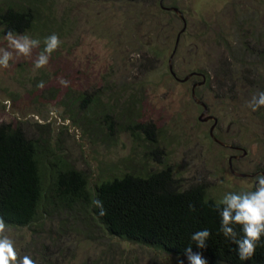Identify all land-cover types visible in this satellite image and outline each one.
I'll use <instances>...</instances> for the list:
<instances>
[{"label":"rangeland","instance_id":"1","mask_svg":"<svg viewBox=\"0 0 264 264\" xmlns=\"http://www.w3.org/2000/svg\"><path fill=\"white\" fill-rule=\"evenodd\" d=\"M149 1H38L37 20L49 32L21 35L55 33L61 45L43 68H34L41 43L30 58L0 68V123L40 139L47 165L57 154L84 171L91 188L113 174L168 167L181 188L202 184L215 202L254 191L264 173V106L253 111L248 102L264 91V0H159L180 8L181 33L180 17ZM79 94L100 103L87 110L76 101L72 119L62 101ZM129 121L154 124L153 135ZM6 226L36 264H190L110 235L89 204L48 205L31 224Z\"/></svg>","mask_w":264,"mask_h":264},{"label":"trees","instance_id":"2","mask_svg":"<svg viewBox=\"0 0 264 264\" xmlns=\"http://www.w3.org/2000/svg\"><path fill=\"white\" fill-rule=\"evenodd\" d=\"M38 1L3 0V6L0 7V34L6 35L8 31L16 34L28 31L43 33L44 29L49 32V27H44L47 24H39L37 20L41 14L36 5ZM149 2L163 14L168 12L178 16L162 5L176 7L180 11L175 3L164 5L163 2L161 5L159 0ZM43 13L48 15L44 10ZM37 39L44 45L45 37L37 35ZM147 51L155 57L160 54L157 47ZM76 101L82 108L90 110L100 103V97L79 94L63 100L62 104L72 119L71 107ZM127 126L138 128L147 137L153 135L152 123L129 121ZM108 127L112 128L111 122ZM39 142L42 141L38 138L26 137L19 127L0 123V218L6 225H29L48 205L89 204L105 230L120 239L182 258H188L185 250L190 247L191 252L199 254L205 264H264V235L254 256L241 261L237 256V245L220 232L221 217L217 206L223 207L221 201L215 202L208 197L202 184L181 188L180 182L166 167L145 173L125 171L113 174L96 181L91 188L84 171L57 154L53 163L47 165L48 152H41L44 146ZM97 199L102 202L106 214L101 215V208L94 205L93 201ZM189 205H193L195 210H190ZM232 227L237 238L243 236L240 225ZM204 229L210 232V236L205 241V247L200 248L191 237Z\"/></svg>","mask_w":264,"mask_h":264},{"label":"clouds","instance_id":"3","mask_svg":"<svg viewBox=\"0 0 264 264\" xmlns=\"http://www.w3.org/2000/svg\"><path fill=\"white\" fill-rule=\"evenodd\" d=\"M5 39L7 48H0V68L8 69L10 61L14 58L25 57L30 58L34 48L40 46L39 39L30 38L27 35L16 34L8 31ZM44 49L34 61V68L40 69L49 63L51 54L56 51L61 40L55 33L44 39ZM62 86H68V81L61 78L59 80ZM44 82L37 84L38 88H43ZM264 106V91L253 95L248 102V107L253 111ZM94 205L101 208V215L106 214L103 211L102 202L94 200ZM223 207H218L221 217L220 232L225 238L231 239L237 245V256L241 261L251 259L257 245L260 243L261 236L264 235V173H259L255 177V190L250 192L226 193L221 201ZM190 210H195L193 205H189ZM240 225L242 227L243 236L237 238V233L232 225ZM210 232L207 229L198 231L192 235V240L197 242L200 248L205 247V241L209 238ZM186 253L190 264H205V261L199 254H193L191 248H187ZM0 264H36L29 255H21L15 246L13 239L7 234V226L2 218H0Z\"/></svg>","mask_w":264,"mask_h":264},{"label":"water","instance_id":"4","mask_svg":"<svg viewBox=\"0 0 264 264\" xmlns=\"http://www.w3.org/2000/svg\"><path fill=\"white\" fill-rule=\"evenodd\" d=\"M161 1H162V0H161ZM161 5H162V4H161ZM162 7L165 8V9H168V10H172V11H174V12L177 13V15L180 17V19H181L182 22H183V27L181 28V31H180V33H181V32L185 29V26H186V22H185V19H184L182 13H181V12L179 11V9H177L176 7H164L163 5H162ZM180 33H179V34H180ZM177 42H178V37H177V39H176V44H177ZM175 49H176V45H175V47H174V50H173V52H172V55H173ZM172 55H171V56H172ZM170 72H171L172 75L175 76V74H174V72L171 70V68H170ZM194 74H195V73L192 72V73L186 75L184 78H182V79H178V80H179V81H185V80H187L191 75H194ZM203 81H204V80H203ZM192 96H193V98H194V100H195L196 102L202 104L200 101H198V100L196 99L193 90H192ZM202 105H203V104H202ZM214 121H216V119H214ZM212 129H213V126H212L211 129H210L211 132H212ZM229 163H230V161H229ZM238 175H239V174H238ZM240 175H244V174H240Z\"/></svg>","mask_w":264,"mask_h":264},{"label":"flooded vegetation","instance_id":"5","mask_svg":"<svg viewBox=\"0 0 264 264\" xmlns=\"http://www.w3.org/2000/svg\"><path fill=\"white\" fill-rule=\"evenodd\" d=\"M163 1V0H162ZM166 1V0H165Z\"/></svg>","mask_w":264,"mask_h":264}]
</instances>
